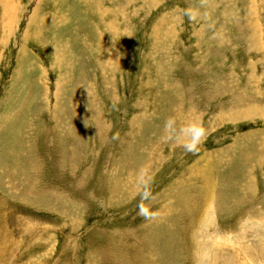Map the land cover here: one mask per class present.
Masks as SVG:
<instances>
[{
    "label": "rangeland",
    "instance_id": "obj_1",
    "mask_svg": "<svg viewBox=\"0 0 264 264\" xmlns=\"http://www.w3.org/2000/svg\"><path fill=\"white\" fill-rule=\"evenodd\" d=\"M0 3V264H264V0Z\"/></svg>",
    "mask_w": 264,
    "mask_h": 264
},
{
    "label": "clouds",
    "instance_id": "obj_2",
    "mask_svg": "<svg viewBox=\"0 0 264 264\" xmlns=\"http://www.w3.org/2000/svg\"><path fill=\"white\" fill-rule=\"evenodd\" d=\"M201 2L204 4L207 2V0H201ZM185 15H187L190 20L195 18L192 10L185 11ZM164 129L166 132L164 139L166 141L172 140L178 143L185 152L191 154H197L200 151L201 146L204 142H206L207 136L209 134L208 129L201 121H191L177 128V122L174 117L167 118L164 124ZM142 171L143 170H141V172ZM150 198V185L145 184L144 192L141 193V203L137 205L138 209H140L141 215H145L143 207L144 200ZM152 218H155V214L152 216L145 215V219Z\"/></svg>",
    "mask_w": 264,
    "mask_h": 264
},
{
    "label": "bare ground",
    "instance_id": "obj_3",
    "mask_svg": "<svg viewBox=\"0 0 264 264\" xmlns=\"http://www.w3.org/2000/svg\"><path fill=\"white\" fill-rule=\"evenodd\" d=\"M3 2V1H2ZM9 3H10V1H8ZM244 2V1H243ZM254 2V1H253ZM9 3H6L7 4V7H6V11H5V13H8V16H9V12H7V10L9 11V10H11L10 8V4ZM255 3V2H254ZM0 5H1V3H0ZM12 6V5H11ZM255 7V6H254ZM19 8V7H18ZM5 9V8H4ZM3 9V10H4ZM104 10V9H103ZM13 11V10H12ZM17 11V10H16ZM4 12V11H3ZM103 13V12H102ZM101 13V14H102ZM10 14H12V13H10ZM6 16H7V14H5ZM5 15H3V16H5ZM11 16V15H10ZM108 16V15H107ZM11 19H13L12 17H11ZM11 19H10V21H11ZM250 19V18H249ZM6 22H7V19H6ZM9 22V21H8ZM252 24V23H251ZM7 25H9V23H7ZM7 25H5V28H7L8 29V27H7ZM257 25V24H256ZM245 27V26H244ZM114 29V28H113ZM257 29H258V26H257ZM9 31V30H8ZM111 32V31H110ZM249 32V31H248ZM258 32H259V30H258ZM259 37H263L264 38V33L263 34H261V36H259ZM259 37H258V35H256V37L255 38H252V40H253V46H255V49H259L260 47H261V45L259 44ZM262 38V39H263ZM220 45V44H219ZM262 47H264V44H263V46ZM249 50V49H248ZM254 53V52H253ZM133 190V189H132ZM182 197V196H181ZM197 197V196H196ZM182 200H183V198H182ZM190 203V202H189ZM196 207V206H195ZM188 209H189V207H188ZM185 211V210H184ZM186 213V212H185ZM188 213V212H187ZM186 213V214H187ZM223 213V212H222ZM193 216V215H192ZM179 220V219H178ZM160 221V220H159ZM161 221H163V220H161ZM141 243V242H140ZM134 245V244H133ZM141 245V244H140ZM164 252V251H163ZM230 260V259H229Z\"/></svg>",
    "mask_w": 264,
    "mask_h": 264
}]
</instances>
